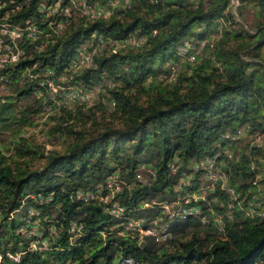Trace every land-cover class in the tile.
Returning <instances> with one entry per match:
<instances>
[{
  "label": "trees",
  "instance_id": "trees-1",
  "mask_svg": "<svg viewBox=\"0 0 264 264\" xmlns=\"http://www.w3.org/2000/svg\"><path fill=\"white\" fill-rule=\"evenodd\" d=\"M53 1L0 0V21L34 22L43 30L24 41L16 70H3L10 93H0V130L35 125L32 116L51 105L48 97L45 103L35 98L38 84L20 69L36 64L33 71L60 72L92 34L117 41L134 35L143 42L115 52L106 44L94 67L76 75L88 88L101 75L119 85L103 87V98L98 95L92 105L54 110L45 133L63 147L45 151L43 144L33 148L19 137L11 141V153L0 150V264H124L123 258L133 264H264V218L257 213L264 209V145L225 138L240 127L264 132V0H239L237 15L231 0H127L99 18L71 8L57 34L38 11ZM249 9L252 20L246 23ZM202 40L198 59L187 60L169 79L164 65L179 61L178 47ZM213 155L234 200L216 184L204 200L192 201L199 215H162L158 224L167 223L171 233L165 240L140 239L136 231L118 234L127 218L113 217L107 207L121 205L125 217H142L143 227L154 226L161 215L157 203L176 199L183 174L192 178L180 188L196 189L202 171L192 166ZM113 174L120 191L104 203L84 197ZM36 219L48 250L29 249L32 238L19 231ZM74 223L77 232L71 230Z\"/></svg>",
  "mask_w": 264,
  "mask_h": 264
},
{
  "label": "built area",
  "instance_id": "built-area-1",
  "mask_svg": "<svg viewBox=\"0 0 264 264\" xmlns=\"http://www.w3.org/2000/svg\"><path fill=\"white\" fill-rule=\"evenodd\" d=\"M127 3V0H124ZM113 4L115 7H118V2L114 1ZM232 4L237 7L238 0H232ZM110 3L100 4L97 2L90 3L88 0H54L49 4H40L38 6V11L42 12L44 17L47 19V26L50 28L53 34H57L64 25L68 22L70 17V9L77 8L81 12L90 17V18H99L107 17L111 14L112 9ZM43 35V30L39 28L37 23L26 22L24 25L11 24L9 22L0 21V82L2 83L0 88L5 87L4 81H9V76L6 73H3V70L6 69L7 72L16 70V65L22 59L24 55L23 43L27 40H35L39 36ZM143 40L137 38L134 35H131L123 40H110L106 39L102 35L92 34L91 38L82 43L77 49L76 54L71 58L64 68L60 72L54 71L52 68H46L43 71H33L36 64L32 68L25 67L20 69L25 72L27 77L30 80L35 81L38 85L34 90L35 98L42 100L44 103L47 100V97L51 100V105H47V111H54L59 109L62 106L68 107L72 104H85L92 105L95 100H97L99 92L103 87H114L119 85V81H116L112 78H108L105 75H101L97 83L93 87H85L82 82L76 79L81 71L85 69H91L94 67V57L98 54L99 51L104 49L106 44L112 47V51L115 52L118 48L124 46L135 47L139 46ZM186 59L189 62L195 60V53L186 52ZM176 68L175 66H170L168 71L169 79L174 78ZM164 74L163 76H166ZM115 102L111 100L109 102V107H113ZM240 130H244L243 127H240ZM232 134H226L225 138L235 140L239 138V132ZM235 133H238L236 136ZM217 155L206 157L205 160L201 161L198 164L192 166L193 172L197 173L202 171L201 178L203 179L200 182V185L194 190H182L180 185L182 183L189 184V181L192 178V174H183L180 177L179 182L175 186L176 192L178 191L177 197L174 201L168 202L163 201L157 203L158 207L161 209V215L158 216L153 221L154 226L143 227L144 218H135V217H125V208L116 203H112L111 207H107L108 212L115 218H127V221L123 226L118 230L120 235H130L132 232H138L139 238L143 239L144 237H152L156 241H163L171 235L168 230V224L162 222L158 224V221L162 220V215L167 216L168 218L179 217L186 218L189 215H199L201 213V208L193 204V200H204L205 193L207 189L209 191H214L216 184H220L221 188L226 189L231 193V198L234 200V190L229 188L226 185V176L225 172L217 165ZM173 172L176 170L175 167H172ZM106 190L107 193L104 195L102 192ZM121 190L120 181L117 174L110 176L104 185H98V189L94 194H87L85 198H95L99 203H104L108 200L109 197H112L116 192ZM200 192V194H197ZM204 192L203 195L201 193ZM78 196L81 194L78 193ZM156 204V203H153ZM230 206H232L230 204ZM257 205H253L255 208ZM143 207H151V204L144 203ZM258 215L264 218V209L257 211ZM231 218L232 216L229 215ZM202 222L205 221V216H201ZM222 217L217 215L215 221L217 224H221ZM78 229L76 224H72L71 230L76 231ZM77 232V231H76ZM37 233V232H36ZM41 234V229H40ZM104 235V233H102ZM45 246V243H44ZM14 259L18 260V256H15ZM124 264H133V260L130 258H123Z\"/></svg>",
  "mask_w": 264,
  "mask_h": 264
},
{
  "label": "rangeland",
  "instance_id": "rangeland-1",
  "mask_svg": "<svg viewBox=\"0 0 264 264\" xmlns=\"http://www.w3.org/2000/svg\"><path fill=\"white\" fill-rule=\"evenodd\" d=\"M114 1L118 2V6H123L125 5V1L124 0H110L108 1V3H110V7L111 8H117L115 7L113 4H115ZM232 1V0H231ZM233 3V2H232ZM238 5L237 7L240 5V2L238 0ZM107 4V3H106ZM234 8L233 6V11L236 14V8ZM112 9V10H113ZM244 17V21H246V23H250L252 20V10H247L246 13L243 15ZM241 20V19H239ZM205 40L202 41H197L195 43H191V44H185L182 46L178 47V55L180 56L179 61L174 62V63H169L166 62L165 63V67L166 68H170V66H175L176 71L178 70H183L185 68V65L187 63V59H186V52L189 50V52L191 53H195V59L197 60L198 57L200 56L201 52H202V48L204 47L205 44ZM175 77V74H174ZM118 80H115V82ZM1 82H0V86H1ZM5 87L3 89L0 88V93L4 92L9 94V88L7 87V85L4 83ZM98 99L103 98L102 96L100 97V94ZM18 104H23L24 107V100L21 99L18 101ZM54 111H47L45 110L43 113H39V114H34L32 116V120L35 122V125L32 126H27V125H19L18 123L15 124H11L9 126L6 127L5 130H0V150L2 151L3 154H8L11 153V141L14 140L15 138H19V137H23L26 138L27 141L34 146L33 148L38 147V145L43 144L44 145V150H49L51 148H61L63 147V143L61 142V140H56L54 143L51 142V140H53V138H50L46 135L45 131L48 129V127L51 125V122H48L49 120V116L53 115ZM48 122V123H47ZM237 131L239 132V135H241L240 137L243 139L240 143V145H244V144H248L251 145H264V132L261 134H251L249 133L246 129L244 130H240V128H236ZM238 133H235L234 136H236ZM234 146V145H233ZM235 147V146H234ZM228 153V152H227ZM39 160H35V165H39ZM203 179L200 178V182H202ZM197 194H200V192H197ZM204 192L201 193V195H203ZM207 193H205L204 195L206 196ZM199 200V199H198ZM30 223L23 225L20 227L19 231L21 233H24L26 236L31 237V243L29 245V249L31 250H48L49 247V241L46 238H41L40 235H42V233L40 234V228H43L42 225L40 224V222L36 219V220H31L29 221ZM53 229V228H52ZM37 232V233H36ZM74 238V236L72 237V239ZM45 243V246H44ZM8 255V254H7ZM1 257V255H0ZM13 257V256H11Z\"/></svg>",
  "mask_w": 264,
  "mask_h": 264
},
{
  "label": "water",
  "instance_id": "water-1",
  "mask_svg": "<svg viewBox=\"0 0 264 264\" xmlns=\"http://www.w3.org/2000/svg\"><path fill=\"white\" fill-rule=\"evenodd\" d=\"M144 244H145V242H144V241H142V242H141V245H142V246H144Z\"/></svg>",
  "mask_w": 264,
  "mask_h": 264
},
{
  "label": "clouds",
  "instance_id": "clouds-1",
  "mask_svg": "<svg viewBox=\"0 0 264 264\" xmlns=\"http://www.w3.org/2000/svg\"><path fill=\"white\" fill-rule=\"evenodd\" d=\"M0 259H1V257H0Z\"/></svg>",
  "mask_w": 264,
  "mask_h": 264
}]
</instances>
